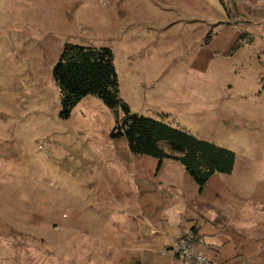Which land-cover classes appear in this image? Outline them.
I'll return each instance as SVG.
<instances>
[{"label": "rangeland", "instance_id": "rangeland-1", "mask_svg": "<svg viewBox=\"0 0 264 264\" xmlns=\"http://www.w3.org/2000/svg\"><path fill=\"white\" fill-rule=\"evenodd\" d=\"M164 12L177 19L145 38L171 34V57L119 68L121 98L235 153L214 182L239 194L214 203L254 192L264 205V22L240 18L233 0H0V264H125L124 253L138 255L140 238L161 230L169 203L195 202L182 188H199L179 161L131 154L111 136L114 117L98 97L60 117L52 76L65 43L121 50L106 36L113 16ZM229 24L235 36L221 50L213 44ZM203 47L210 56L197 62Z\"/></svg>", "mask_w": 264, "mask_h": 264}, {"label": "crops", "instance_id": "crops-1", "mask_svg": "<svg viewBox=\"0 0 264 264\" xmlns=\"http://www.w3.org/2000/svg\"><path fill=\"white\" fill-rule=\"evenodd\" d=\"M179 1L191 5L195 0ZM233 2L236 14L246 22H254V24L264 22V0H233ZM187 15L190 16L191 13ZM126 16V14L120 17L113 16L106 33L108 38L116 40L121 45V50L115 45L112 50L117 75H120L119 68L123 67L164 65L171 57L168 48L171 34H165L163 41L162 35L158 36L154 33V41L151 43L147 42L145 34L151 29H163L172 25L177 19L176 14L164 12L136 19ZM219 22L222 24L229 21L223 19ZM231 27L229 24L227 37L213 45L224 50L227 43L233 41L235 36L237 27L233 29ZM208 51V47H203L194 59L197 62L205 60L210 56ZM215 175L216 173L208 179L201 191L187 193L182 188L184 197L193 198L195 202L190 205L169 203V211L160 216L161 230L154 235L140 238L144 249L138 255L124 253L127 254V258L122 255L123 263L179 264V258L172 251V247L180 237L196 226L200 240L192 247L208 258L206 264H264V205L257 203L254 192L247 195L245 203H238L235 200L232 203L230 201L225 203L226 198L220 204L214 203L224 191L234 199L239 194L232 189L233 187L227 188L219 180L214 182ZM190 185L194 189L192 184ZM195 205L198 210L195 209ZM115 256L117 258L118 255Z\"/></svg>", "mask_w": 264, "mask_h": 264}, {"label": "trees", "instance_id": "trees-1", "mask_svg": "<svg viewBox=\"0 0 264 264\" xmlns=\"http://www.w3.org/2000/svg\"><path fill=\"white\" fill-rule=\"evenodd\" d=\"M52 76L60 94V117H69L83 97H98L113 114V138H123L131 154L179 161L199 191L213 174L232 171L235 161L232 150L130 111L120 96L119 78L110 47L65 43L52 67ZM197 233L195 226L182 238L193 246L200 240Z\"/></svg>", "mask_w": 264, "mask_h": 264}, {"label": "built area", "instance_id": "built-area-1", "mask_svg": "<svg viewBox=\"0 0 264 264\" xmlns=\"http://www.w3.org/2000/svg\"><path fill=\"white\" fill-rule=\"evenodd\" d=\"M172 251L179 258V264H206L208 258L197 252L182 237L172 247Z\"/></svg>", "mask_w": 264, "mask_h": 264}]
</instances>
